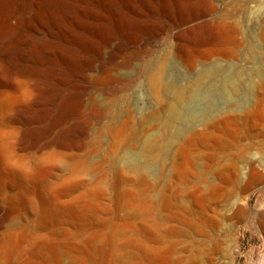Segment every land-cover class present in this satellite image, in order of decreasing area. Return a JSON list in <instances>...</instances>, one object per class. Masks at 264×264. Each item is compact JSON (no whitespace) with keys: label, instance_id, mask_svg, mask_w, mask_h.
<instances>
[{"label":"rangeland","instance_id":"1","mask_svg":"<svg viewBox=\"0 0 264 264\" xmlns=\"http://www.w3.org/2000/svg\"><path fill=\"white\" fill-rule=\"evenodd\" d=\"M170 1L174 16L159 17L163 31L121 40L111 58L103 53L98 61H91L94 71L82 108L83 133L78 132L76 111L67 106L60 109L59 101L53 103L55 71L26 78L44 92L34 110H45L51 120L47 135H35L32 146H27V161L34 172L27 178L15 177L18 204L27 208L1 220L0 260L6 253L7 233L17 238L24 231L27 239L19 241L20 249L9 256L11 264H264V216L255 213L260 210L264 183H251L243 191L235 188L229 195L221 190L215 199L209 193L212 184L224 189L214 171L222 172L231 160L238 168L251 162L264 176V154L258 144L264 138L263 127L254 126V121L262 124L263 116L251 114L248 130L237 115L243 104L255 107L257 94L264 91L256 86L252 69L250 92L239 82L250 64L264 65V0H251V27L239 22L243 42L234 58L202 55L207 48L202 0ZM208 1L209 20L236 5L234 0ZM135 5L142 8L143 0H135ZM71 6L65 4L63 12L75 11ZM191 40L200 42L192 47ZM99 64L105 71H98ZM211 64L216 70L210 78ZM156 68L160 101L149 81ZM234 70L238 73L233 80L223 81L224 74ZM57 71L68 75L65 68ZM195 77L197 81L185 87L181 99L171 102L163 85ZM58 91L65 95L67 86ZM171 107L173 117L168 113ZM226 109L238 118L226 120ZM18 115L11 116L8 125L15 129L12 141L21 154L22 141L32 138L19 140ZM199 115L219 120L207 125L199 122ZM31 125L42 126L32 120ZM146 136L153 142L148 151L142 144ZM40 150L48 156L45 164L38 160ZM132 158L140 160L136 167L130 164ZM0 167L1 179L9 172L15 174L11 165L1 162ZM237 205H247V214H235ZM212 217L219 219L214 228L209 222ZM216 242L218 248L210 252L208 247ZM198 245L202 248L195 253Z\"/></svg>","mask_w":264,"mask_h":264},{"label":"bare ground","instance_id":"2","mask_svg":"<svg viewBox=\"0 0 264 264\" xmlns=\"http://www.w3.org/2000/svg\"><path fill=\"white\" fill-rule=\"evenodd\" d=\"M202 1L204 4L202 24L205 27L204 35L207 39L205 40L207 41L205 43L207 48L201 51L202 55L206 58L218 56L234 58L243 42L239 22L246 21L251 27V0H234L236 5L226 8L221 14L210 20L207 19V15L211 12L212 6L208 0ZM65 4L72 5L76 10L63 12ZM143 4L142 8H137L135 0H0V165L1 162H4L5 166L11 165L15 170V174L9 172L1 179L2 169L0 167V227L2 219H7L14 212L27 208L26 204L21 206L18 204L17 192L14 191L16 187L15 177L18 176V179L27 178L34 172L32 171L33 166L27 161V146L29 143L32 146V141L34 142L36 137L42 138L47 135L49 130L48 121L51 120L45 110H34L36 105L42 103L44 92L36 82H28V77L35 73L44 74L55 71L51 83L52 87L56 89L52 98L53 103L57 104V101H59L60 109L67 106L76 111L79 122L77 124L78 132L83 133L86 121L82 117V108L84 98L91 85L90 72L93 70L90 67L91 61H98L103 53L106 54L108 59L111 58L112 51L119 49L121 40H132L141 32L148 33L151 36L157 35L164 28V24L159 20V17L174 16L175 7L170 0H143ZM130 12L140 18L133 17ZM262 32L264 34V18ZM195 40L190 42L192 47H195L200 41H204V39L198 42ZM183 53H187V50L183 49ZM247 54L251 57L250 45L247 48ZM262 54H264V51ZM63 68L67 70V76L57 71ZM215 68L216 66L213 64L208 66V76L210 78L214 75ZM105 69L102 64H99L98 71H105ZM251 69L256 78V86L264 90V65L261 63H254L252 66L250 64L248 69L242 71V75L240 71L239 82L244 84L247 91L250 92ZM234 71L224 74L223 81L233 80L232 77L238 73V70ZM107 73L109 74V71ZM158 75L159 69L156 68L149 76V81L155 98L160 101ZM196 81L197 78L195 77L185 80L184 83L167 82L163 85V89L167 91L171 102H174L181 99L188 84ZM63 86H67L65 95L58 91ZM88 97L90 98L89 95ZM257 105H260V107ZM55 107L57 106L55 105ZM224 111L226 120H234L239 117L242 125L246 126L247 129L251 128V120L248 117L251 114L261 112L263 116L262 124L254 121V126L262 125L264 134V91L257 94L255 107H251V103L243 104L238 111V117L231 109ZM15 113H20L18 117L22 124L19 140L28 139L30 141L32 138L30 142L27 141L28 143L22 141L23 147L19 143L21 147L18 149L20 151L22 148L25 150L21 154L15 150L17 146L15 141H12L14 140L15 129L8 125L11 116L13 119ZM168 113L170 117L175 116L172 107ZM202 117L204 116L199 115V122L207 125L216 124L219 120L212 115ZM31 120L42 125L40 129L33 128ZM70 127H72V124ZM179 133V129L174 131L176 138L179 137ZM35 135L37 136L34 138ZM142 144L146 146L147 151L151 150L153 142L150 136H146ZM258 144L262 150V152H259L264 154V138L259 140ZM171 146L172 142L167 144L166 153L169 152ZM139 150L141 151V149ZM46 155L45 151L42 150L39 159L37 158L41 164H45L47 161L48 156ZM139 162L140 160L132 158L130 164L136 167ZM251 164L250 162L247 167L241 164L238 168L231 160L222 172L215 170V177L221 178L225 187H227L222 189L219 185L212 184L209 188V193L212 195L211 199H215V196L221 190L222 192L225 190V194L229 195L235 188L242 191L251 188V183L262 185L264 183L263 174ZM261 189L264 193V187H261ZM258 205L260 210L255 211V213L258 216H264V196L258 200ZM248 209L247 205H237L234 213L246 215ZM218 220L217 217H212L209 220L210 226L214 228ZM25 239H27V235L24 231H20L17 238L13 237V232L7 233L3 245L6 253L0 260V264H11L9 256L20 249L18 242ZM5 244H7V248ZM218 246L219 243L216 242L209 246L208 250L213 252ZM201 248L200 245L195 246L194 252H198Z\"/></svg>","mask_w":264,"mask_h":264}]
</instances>
